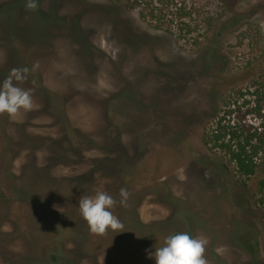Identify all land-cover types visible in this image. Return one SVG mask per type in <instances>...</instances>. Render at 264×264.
Returning a JSON list of instances; mask_svg holds the SVG:
<instances>
[{"label":"rangeland","instance_id":"1","mask_svg":"<svg viewBox=\"0 0 264 264\" xmlns=\"http://www.w3.org/2000/svg\"><path fill=\"white\" fill-rule=\"evenodd\" d=\"M26 2L0 0V82L27 69L32 98L0 114V264H154L178 232L206 264H264V154L243 185L206 142L225 100L264 87V0ZM96 192L123 232L89 231Z\"/></svg>","mask_w":264,"mask_h":264},{"label":"clouds","instance_id":"2","mask_svg":"<svg viewBox=\"0 0 264 264\" xmlns=\"http://www.w3.org/2000/svg\"><path fill=\"white\" fill-rule=\"evenodd\" d=\"M26 9L35 10L36 0H27ZM27 69H13L9 77L0 82V114L9 117L17 114L21 109L30 110L32 98L29 90L13 84V79H26ZM127 191L120 190L121 206L125 205ZM117 202L105 192H96L92 197H82L78 201L81 217L86 221L92 234H104L112 231L119 234L123 229L122 222L110 211ZM205 240L191 237L187 232L171 234L164 239L163 246L155 248L149 255L154 264H206L203 257Z\"/></svg>","mask_w":264,"mask_h":264},{"label":"trees","instance_id":"3","mask_svg":"<svg viewBox=\"0 0 264 264\" xmlns=\"http://www.w3.org/2000/svg\"><path fill=\"white\" fill-rule=\"evenodd\" d=\"M236 96L234 103L224 101L216 127L206 142L224 153L229 162L235 165L238 179L247 185V180L255 177L259 169L257 158L264 154V132L243 122L249 115L264 118V87L239 91ZM240 99L243 101L238 104ZM245 107L246 110L242 111ZM261 186L264 187V182Z\"/></svg>","mask_w":264,"mask_h":264}]
</instances>
